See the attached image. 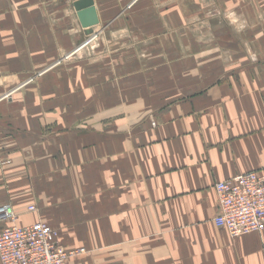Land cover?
<instances>
[{
	"label": "crops",
	"instance_id": "obj_1",
	"mask_svg": "<svg viewBox=\"0 0 264 264\" xmlns=\"http://www.w3.org/2000/svg\"><path fill=\"white\" fill-rule=\"evenodd\" d=\"M75 1L0 0L3 225L68 264H264L213 190L264 177V0H92L90 34Z\"/></svg>",
	"mask_w": 264,
	"mask_h": 264
},
{
	"label": "built area",
	"instance_id": "obj_2",
	"mask_svg": "<svg viewBox=\"0 0 264 264\" xmlns=\"http://www.w3.org/2000/svg\"><path fill=\"white\" fill-rule=\"evenodd\" d=\"M92 41L90 39L88 42ZM153 126L154 123H151ZM217 212L214 225L232 239L242 235H261L264 230V177L248 172L213 185ZM35 212L34 206L27 209ZM15 211L9 204L0 206V224H14ZM56 232L41 222L32 226L0 228V264H68L80 254L65 251L56 241Z\"/></svg>",
	"mask_w": 264,
	"mask_h": 264
},
{
	"label": "water",
	"instance_id": "obj_3",
	"mask_svg": "<svg viewBox=\"0 0 264 264\" xmlns=\"http://www.w3.org/2000/svg\"><path fill=\"white\" fill-rule=\"evenodd\" d=\"M74 9L81 29L90 34L89 30L99 24L94 3L92 0H78L74 2Z\"/></svg>",
	"mask_w": 264,
	"mask_h": 264
},
{
	"label": "rangeland",
	"instance_id": "obj_4",
	"mask_svg": "<svg viewBox=\"0 0 264 264\" xmlns=\"http://www.w3.org/2000/svg\"><path fill=\"white\" fill-rule=\"evenodd\" d=\"M92 45V44H91Z\"/></svg>",
	"mask_w": 264,
	"mask_h": 264
}]
</instances>
